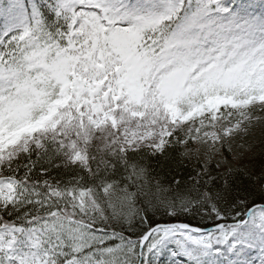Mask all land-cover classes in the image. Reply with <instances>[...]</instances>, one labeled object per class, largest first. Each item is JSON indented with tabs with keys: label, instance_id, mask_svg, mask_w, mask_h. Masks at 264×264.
Here are the masks:
<instances>
[{
	"label": "snow or ice",
	"instance_id": "snow-or-ice-1",
	"mask_svg": "<svg viewBox=\"0 0 264 264\" xmlns=\"http://www.w3.org/2000/svg\"><path fill=\"white\" fill-rule=\"evenodd\" d=\"M0 264H264V0H0Z\"/></svg>",
	"mask_w": 264,
	"mask_h": 264
}]
</instances>
